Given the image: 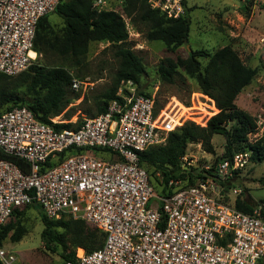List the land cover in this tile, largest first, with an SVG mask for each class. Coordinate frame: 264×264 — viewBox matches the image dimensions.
<instances>
[{"label":"built area","instance_id":"2783aa9c","mask_svg":"<svg viewBox=\"0 0 264 264\" xmlns=\"http://www.w3.org/2000/svg\"><path fill=\"white\" fill-rule=\"evenodd\" d=\"M148 2L169 18L186 16V0ZM59 3L0 0V74L17 76L33 64L38 23ZM254 4L264 7V0ZM106 7L105 0L93 3L98 12ZM259 52L264 78V33ZM82 85L74 80L72 89ZM117 96L120 100L112 101L104 114L83 119L78 129L57 131L27 107L0 114V150L29 166L24 171L0 159V227L16 208L36 202L49 219H81L105 233L101 249H78L76 264H264L261 208L247 214L222 200L223 184L229 186L248 166L251 152H238L214 169L205 166V177L193 186L171 180V193L160 196L140 164V153L164 144L168 136L155 114V99L139 94L131 80L121 82ZM254 118L251 144L264 140V101ZM89 148L108 150L121 159L83 152L59 162L70 149ZM0 260L21 264L1 248Z\"/></svg>","mask_w":264,"mask_h":264},{"label":"trees","instance_id":"16d2710c","mask_svg":"<svg viewBox=\"0 0 264 264\" xmlns=\"http://www.w3.org/2000/svg\"><path fill=\"white\" fill-rule=\"evenodd\" d=\"M245 1L247 4L244 8L250 10L254 0ZM94 2L95 0H60L54 14L63 21L62 31L60 33L54 31L48 20L49 15L43 17L37 26L33 49L38 55L53 54L64 58L69 67L80 65L93 43H108L115 48L114 55L119 60V68L114 77L113 87L94 98V104L97 106L96 116H99L107 111L112 101L120 100L117 91L122 81L131 80L140 86L147 73L142 59L127 46L129 33L125 17L138 19L145 24L148 28L147 40L163 42L171 51H176L189 43L191 20L187 7L185 17L172 19L164 12L152 9L148 0H122V10L100 12L93 8ZM201 58L207 59L205 66ZM262 66L260 60L256 67L245 64L233 48V44L213 53L206 50H190L185 59L178 57L162 60L157 68V74L163 82L174 84L176 76L180 75L178 69L182 67L188 78L195 80L201 93L215 102L212 110H218V113H214L204 127L190 121L186 122L183 126L170 131L164 144L152 146L140 153V164L148 172L150 183L158 195L171 193L169 191L171 180L181 181L182 187L186 188L197 184L198 180L205 177L207 172L204 170L193 174L191 172L193 168H190V171L183 169L182 161L191 143L202 141L208 145V151L211 152L213 150L211 140L216 135H221L226 140L225 153L217 159V164L231 159L242 151L251 152V161L264 162V140L253 144L248 140L249 134L255 128V118L240 109L236 103L241 92L259 75ZM73 81L74 77L68 69L42 66L35 61L17 76L0 74V106L12 104L0 114L16 107H27L38 121L52 126L57 131L78 129L83 120L59 124L51 121L61 115H64L66 120L71 119L73 108L69 106L80 98L79 94H73L79 91L72 89ZM19 90H24V94H18ZM139 94L151 97V94L141 91ZM211 99L209 100L212 102ZM155 114L157 115L156 108ZM83 152L102 159H121L108 150L89 148L70 149L60 155L59 162ZM103 154H107L108 158H104ZM0 159L10 161L24 171L28 170L29 166L24 160L5 154L1 150ZM217 164L213 165V169ZM223 187L225 194L230 188L224 184ZM33 204L40 210L44 225L42 238L46 243H57L62 249L61 264L67 262L76 264L78 248L84 249L86 253H92L103 247L106 236L97 227L85 220L70 217L49 219L36 202ZM234 207L247 214H253L260 207L264 217V201L261 204H254L237 198ZM19 209L13 211L9 220L22 215ZM9 220L0 227V246L8 238L18 243L26 234L18 219L12 223H8ZM55 227L62 228L65 234L59 237Z\"/></svg>","mask_w":264,"mask_h":264},{"label":"rangeland","instance_id":"374dc122","mask_svg":"<svg viewBox=\"0 0 264 264\" xmlns=\"http://www.w3.org/2000/svg\"><path fill=\"white\" fill-rule=\"evenodd\" d=\"M105 2L107 10L111 8L118 11L123 8L122 0ZM186 3L191 20L189 43L176 51L169 50L163 42L147 40L148 28L145 24L138 19L125 17L129 33L127 46L142 59L147 72L140 86H137V91L154 97L156 112L161 118L160 125L165 134L188 121L204 127L218 110H212L215 102L201 93L195 80L188 78L182 67L178 69L180 75L176 76L174 84L163 82L157 74V68L162 60L178 57L185 59L190 50H206L213 53L233 44L243 62L256 67L260 56L259 38L264 33V8L261 6L253 4L250 10H246L245 0H186ZM48 20L54 31L58 33L62 31L63 21L56 14H50ZM114 53L115 48L108 43H93L89 46L85 60L78 66L69 67V63L57 55L35 56L36 64L66 68L74 80L83 84L77 93L71 90L73 94L80 95V98L69 106L73 108L71 119L66 120L64 115L53 119L60 123H77L97 115L94 98L113 87L114 77L119 68V60ZM200 60L203 66L207 64V59ZM18 94H24V90H19ZM263 101L264 78L260 72L241 92L236 103L240 109L254 116ZM11 105L0 106V112L7 110ZM211 144L213 148L211 152L208 151V145L202 141L189 144L182 161L183 169L190 171V168H193L191 172L196 174L204 170L205 166L216 165L217 159L225 153L226 140L223 136L216 135L212 138ZM103 157L108 158L107 154H103ZM229 188L222 198L224 202L234 205L237 198H242L254 204H261L264 201V162L251 161L229 184ZM18 211L22 212V215L12 217L8 223L18 219L26 234L18 243L8 238L0 248L15 254L21 264H61L63 262L61 247L57 243H46L42 238L44 225L40 210L32 203ZM54 229L59 237L65 234L60 227Z\"/></svg>","mask_w":264,"mask_h":264},{"label":"bare ground","instance_id":"6f19581e","mask_svg":"<svg viewBox=\"0 0 264 264\" xmlns=\"http://www.w3.org/2000/svg\"><path fill=\"white\" fill-rule=\"evenodd\" d=\"M31 56L35 58L36 54L34 53V51L31 53Z\"/></svg>","mask_w":264,"mask_h":264},{"label":"crops","instance_id":"0c3cea01","mask_svg":"<svg viewBox=\"0 0 264 264\" xmlns=\"http://www.w3.org/2000/svg\"><path fill=\"white\" fill-rule=\"evenodd\" d=\"M186 7H187V9H188V5H187V3H186ZM188 13H189V10H188Z\"/></svg>","mask_w":264,"mask_h":264}]
</instances>
